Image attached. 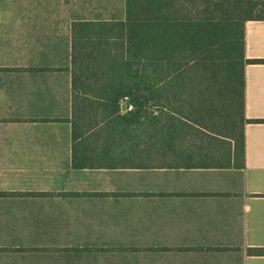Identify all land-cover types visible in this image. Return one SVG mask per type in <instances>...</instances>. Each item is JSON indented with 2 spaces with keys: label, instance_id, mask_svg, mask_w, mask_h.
<instances>
[{
  "label": "crops",
  "instance_id": "crops-1",
  "mask_svg": "<svg viewBox=\"0 0 264 264\" xmlns=\"http://www.w3.org/2000/svg\"><path fill=\"white\" fill-rule=\"evenodd\" d=\"M0 4V264H264V121L241 164L76 168L72 24L124 19L126 0ZM245 31L264 58V19ZM245 112L264 119V61Z\"/></svg>",
  "mask_w": 264,
  "mask_h": 264
},
{
  "label": "trees",
  "instance_id": "trees-1",
  "mask_svg": "<svg viewBox=\"0 0 264 264\" xmlns=\"http://www.w3.org/2000/svg\"><path fill=\"white\" fill-rule=\"evenodd\" d=\"M72 24L73 165L226 166L246 153L245 23L264 0H126ZM126 104V107H124ZM264 254V247H249Z\"/></svg>",
  "mask_w": 264,
  "mask_h": 264
},
{
  "label": "rangeland",
  "instance_id": "rangeland-1",
  "mask_svg": "<svg viewBox=\"0 0 264 264\" xmlns=\"http://www.w3.org/2000/svg\"><path fill=\"white\" fill-rule=\"evenodd\" d=\"M2 4H0V14H5V9L3 8V6H1ZM100 15H106V17L109 18H123L125 16V14H100Z\"/></svg>",
  "mask_w": 264,
  "mask_h": 264
}]
</instances>
